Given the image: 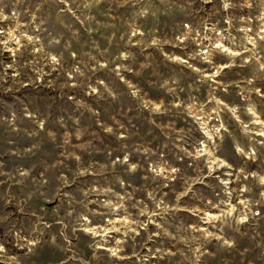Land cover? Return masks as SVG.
I'll return each instance as SVG.
<instances>
[{"label": "rangeland", "instance_id": "obj_1", "mask_svg": "<svg viewBox=\"0 0 264 264\" xmlns=\"http://www.w3.org/2000/svg\"><path fill=\"white\" fill-rule=\"evenodd\" d=\"M0 264H264V0H0Z\"/></svg>", "mask_w": 264, "mask_h": 264}]
</instances>
